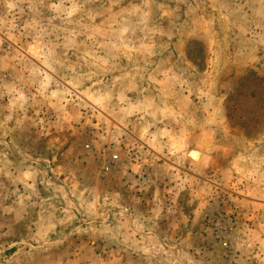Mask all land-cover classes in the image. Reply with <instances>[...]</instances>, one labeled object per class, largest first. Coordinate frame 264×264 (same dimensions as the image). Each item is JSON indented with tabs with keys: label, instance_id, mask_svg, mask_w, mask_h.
Listing matches in <instances>:
<instances>
[{
	"label": "rangeland",
	"instance_id": "rangeland-1",
	"mask_svg": "<svg viewBox=\"0 0 264 264\" xmlns=\"http://www.w3.org/2000/svg\"><path fill=\"white\" fill-rule=\"evenodd\" d=\"M0 264H264V0H0Z\"/></svg>",
	"mask_w": 264,
	"mask_h": 264
},
{
	"label": "built area",
	"instance_id": "built-area-1",
	"mask_svg": "<svg viewBox=\"0 0 264 264\" xmlns=\"http://www.w3.org/2000/svg\"><path fill=\"white\" fill-rule=\"evenodd\" d=\"M90 148V144L86 145ZM102 169L105 173H108L119 166V156L118 154H104L102 157Z\"/></svg>",
	"mask_w": 264,
	"mask_h": 264
}]
</instances>
